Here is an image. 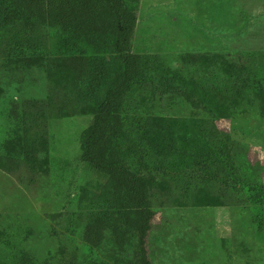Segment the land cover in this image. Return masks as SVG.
Listing matches in <instances>:
<instances>
[{
	"label": "rangeland",
	"instance_id": "obj_1",
	"mask_svg": "<svg viewBox=\"0 0 264 264\" xmlns=\"http://www.w3.org/2000/svg\"><path fill=\"white\" fill-rule=\"evenodd\" d=\"M125 1L137 17L130 51L142 80L124 98L117 140L155 211L153 264H264V0ZM20 32L0 30V264H21L23 254L28 264H133L135 237L118 242L107 229L101 249L82 239L87 221L115 204L108 178L80 155L118 75L92 93L70 73L52 80L10 59ZM32 35L51 57L70 52L48 29ZM189 52L199 53L193 69ZM235 63L245 67L239 85L230 82ZM167 85L197 104L156 89ZM204 147V160L189 156Z\"/></svg>",
	"mask_w": 264,
	"mask_h": 264
},
{
	"label": "trees",
	"instance_id": "obj_2",
	"mask_svg": "<svg viewBox=\"0 0 264 264\" xmlns=\"http://www.w3.org/2000/svg\"><path fill=\"white\" fill-rule=\"evenodd\" d=\"M136 22L135 10L125 0H0V30L18 24L22 35L15 38L9 50L13 62L28 68H45L52 80L56 79L57 71L61 75L70 73V79L75 83L84 82L89 93L118 75L112 85H107L93 109L81 140L80 155L97 174L108 178L109 187L114 190L109 192V201L115 204L109 211L112 215H96L87 221L82 239L88 246L101 249L107 229L118 242H121L120 236L130 242L135 237L133 264H153L149 240L155 211L150 207L145 182L125 167L117 140L122 133L120 111L124 98L132 85L142 80L137 76L138 57L130 51ZM41 29L55 33L58 47L70 52L51 57L43 43L35 41L32 35ZM106 53L112 58H107ZM198 56L196 52L183 54L187 68L198 66ZM241 64L233 65L230 79L233 85H239L243 79L245 67ZM156 89L160 94H181L193 105L197 104L191 94L172 85ZM30 144V148L34 146L33 141ZM188 154L199 160L210 155L206 147ZM215 163L219 165L220 161ZM260 219L255 222L256 229L264 221ZM115 254L109 252L114 257ZM27 255H22L21 264L29 263Z\"/></svg>",
	"mask_w": 264,
	"mask_h": 264
}]
</instances>
